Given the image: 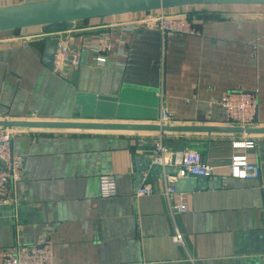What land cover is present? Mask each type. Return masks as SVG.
I'll use <instances>...</instances> for the list:
<instances>
[{"label": "crops", "instance_id": "crops-1", "mask_svg": "<svg viewBox=\"0 0 264 264\" xmlns=\"http://www.w3.org/2000/svg\"><path fill=\"white\" fill-rule=\"evenodd\" d=\"M29 1L37 0H0V6ZM168 10L185 11L200 34L163 39L157 29H118L102 64L77 46L140 12L71 21L62 29L0 31V119L160 124L166 108L169 124L229 127L212 101L245 90L257 92L251 126L264 127V52L253 49L264 39V4ZM67 38L75 45L61 56ZM118 99L145 114L155 106L157 120L112 118ZM157 132L13 127L12 150L24 156L25 167L9 185L17 202L0 206V264L5 249L41 236L53 241V264H264V133L166 131L171 148L197 149L215 167L210 185L182 191L189 209L172 213L164 194L169 174L147 179L146 172L139 181L134 170L137 155L151 157ZM236 153L259 165L257 178L231 175ZM102 173L115 175V196L100 195ZM143 183L155 192L136 197ZM176 230L181 244L172 240Z\"/></svg>", "mask_w": 264, "mask_h": 264}, {"label": "built area", "instance_id": "built-area-1", "mask_svg": "<svg viewBox=\"0 0 264 264\" xmlns=\"http://www.w3.org/2000/svg\"><path fill=\"white\" fill-rule=\"evenodd\" d=\"M138 17L124 20L111 25L98 34L95 41H88L77 46L80 51L91 50L95 53V59L99 64L106 60L105 54L111 50V37L118 30L125 32L135 31L141 28L157 29L163 39L173 34H200L199 29L185 11L170 12L168 8L140 12ZM75 45L73 38H67L61 47V56L67 55L71 46ZM69 48V49H68ZM262 48L264 52V39L261 43H254L253 49ZM213 103L219 104L227 119L236 126H251L257 114V92L245 90H230L225 92L220 99ZM172 114L166 108L159 115L160 125L169 123ZM13 128L0 126V206L16 203L9 185H14L21 180L24 173L25 158L12 150ZM144 138L139 142L143 143ZM239 147L252 148L254 141H237ZM151 158L154 163L163 168L168 166L178 169L176 174H169L164 194L169 202L171 212H185L189 209L185 192L178 191L176 182L179 176L188 174L212 176L215 167L210 161L203 159L202 153L194 148L174 149L165 140V132L158 131L153 140ZM231 175L243 179L257 178L260 175V167L251 162L246 153H236L230 158ZM155 192L153 186L143 183L137 187L135 196L148 195ZM99 193L102 197H112L117 194L116 178L113 173H102L99 176ZM176 195L178 202L172 201ZM183 234L176 230L172 236L174 243H183ZM54 248L53 241L48 236H41L36 241L25 243L16 242L3 252L1 264H53ZM142 264H154L143 262Z\"/></svg>", "mask_w": 264, "mask_h": 264}, {"label": "water", "instance_id": "water-1", "mask_svg": "<svg viewBox=\"0 0 264 264\" xmlns=\"http://www.w3.org/2000/svg\"><path fill=\"white\" fill-rule=\"evenodd\" d=\"M212 4V5H231V4H264V0H37L21 2L0 6V31L7 29H18L23 27L42 25L47 30L62 29L68 22L104 17L110 15L136 13L161 8H173L180 6ZM51 43V41H50ZM52 44V43H51ZM53 47V46H52ZM53 53L50 51L49 56ZM112 111L108 114L112 118H139L157 120L158 109L154 106L147 114L139 106L130 107L126 103L119 101L113 102ZM132 106V105H131ZM101 114H105V107L100 104ZM131 112V113H129ZM0 126L13 127H37V128H56V129H90V130H156L171 132H246L264 133V127H241V126H207V125H173L158 123L135 124L120 122H96V121H40V120H8L0 119ZM183 143L180 148H183ZM137 162L134 163V170L137 179H152L162 176L163 172L176 174L178 169L175 167L163 168L160 164L154 163L151 157L136 156ZM205 160V157H204ZM212 176H201L188 174L179 176L176 182L178 191H188L195 187L205 188L210 185ZM220 182V177L218 178Z\"/></svg>", "mask_w": 264, "mask_h": 264}]
</instances>
